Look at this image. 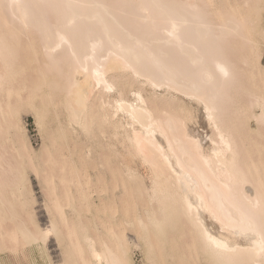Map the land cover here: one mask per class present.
I'll list each match as a JSON object with an SVG mask.
<instances>
[{
	"label": "bare ground",
	"instance_id": "6f19581e",
	"mask_svg": "<svg viewBox=\"0 0 264 264\" xmlns=\"http://www.w3.org/2000/svg\"><path fill=\"white\" fill-rule=\"evenodd\" d=\"M263 58L264 0H0V264H264Z\"/></svg>",
	"mask_w": 264,
	"mask_h": 264
},
{
	"label": "rangeland",
	"instance_id": "374dc122",
	"mask_svg": "<svg viewBox=\"0 0 264 264\" xmlns=\"http://www.w3.org/2000/svg\"><path fill=\"white\" fill-rule=\"evenodd\" d=\"M263 65H264V58H263ZM27 112V114L25 115V113ZM23 119H24V122H25V125L27 127V130H28V135H29V138H30V141H31V144L33 146L34 149H36L37 151H39L43 145V139H42V134L40 133L39 131V128H37V124L35 122V118L33 116V114L31 112L28 113V111H24L23 112ZM46 129L43 128V131H45ZM46 132V131H45ZM45 132H43L45 134ZM46 136V135H45ZM32 185L34 186L33 189L35 191V194H36V197L39 199V202L41 203L42 202V192H41V188L39 186V184L37 183V181L35 180V178H32ZM43 209H38L39 212H41ZM40 216L43 220V222L45 223V215L42 213H40ZM134 235H132V233L129 234V238H131V240L135 239V236L133 237ZM55 244L52 243L50 245V249H51V252H54L53 255L54 257L57 256V253H55L56 251V247L54 246ZM57 260V258H55ZM134 263L135 264H143V256L141 255V253L139 251H136L135 253V256H134ZM42 264V263H40Z\"/></svg>",
	"mask_w": 264,
	"mask_h": 264
}]
</instances>
